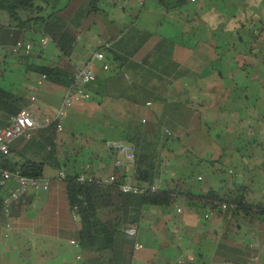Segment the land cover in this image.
<instances>
[{
  "label": "crops",
  "instance_id": "1",
  "mask_svg": "<svg viewBox=\"0 0 264 264\" xmlns=\"http://www.w3.org/2000/svg\"><path fill=\"white\" fill-rule=\"evenodd\" d=\"M165 1L100 0V13L81 20L87 28L76 34L73 63L87 64L95 78L122 75L124 87L76 102L57 131V154L87 174H111L117 155L108 145L124 139L138 116L161 139L166 129L175 135L160 149L154 184L182 179L198 191L233 178L246 187V197L264 201V0ZM62 7L71 21L80 4L62 0ZM48 43L37 47L36 57L54 63L57 50ZM95 51L125 60L105 71L92 58ZM9 52L5 60L0 55V80L28 98L37 73L16 66ZM66 88L42 82L38 107L55 112ZM160 120L169 124L159 129ZM42 176L50 181L48 190L27 192L11 205L10 219L0 217V264L88 263L96 255L71 243L80 222L58 170L45 165ZM204 214L203 206L182 200L141 206L139 218L126 224L137 228L135 236L127 235L133 241L125 247L129 264H264V218L239 217L231 227L221 213Z\"/></svg>",
  "mask_w": 264,
  "mask_h": 264
},
{
  "label": "trees",
  "instance_id": "2",
  "mask_svg": "<svg viewBox=\"0 0 264 264\" xmlns=\"http://www.w3.org/2000/svg\"><path fill=\"white\" fill-rule=\"evenodd\" d=\"M61 1L0 0V10L5 11L9 19L6 25L0 24V45L12 46L21 36L24 40L32 41L35 40L34 34L49 37V42L57 50L54 63L25 56L21 51L9 53L14 56L15 65L22 67L24 72L45 74L48 82L68 87L74 83L78 70L71 58L76 34L87 28L81 20L90 18L101 10L100 0H85L86 4L80 5L76 16L69 21L65 7L60 8ZM66 1L69 2V6L76 2V0ZM184 2L185 0H167L165 5L177 6ZM7 51H9L8 48ZM111 53L108 62L115 70L119 68L115 62L125 59L115 52ZM5 54L0 51L3 59ZM122 79V75L119 76L117 73L114 78L98 76L87 83L85 88L91 93V99L97 100L98 96L110 94L111 86L121 88L120 92H122V85L124 87ZM144 100L143 96L142 103ZM28 102L17 86L0 80V129L8 124L11 116L27 106ZM182 107L184 106L177 108ZM165 115H167V109ZM168 124L169 122L160 120L158 127L160 129L162 125ZM146 125L147 123H143L138 116L135 120H130L123 140L135 146L133 179L138 184L144 183L150 187L154 185L159 175L157 166L160 149L168 137L175 139V135L172 130L166 129L169 134L165 131L166 135L161 139L159 131L150 133ZM56 138V122L33 131L29 138L19 137L10 144L8 153L0 155V166L30 177L42 176L45 165L64 172L62 181L66 199L69 207L75 209L80 222L76 241L82 250L96 255L89 258L86 264H129L131 253H125V250L127 251L125 247L130 249L133 241L127 237L124 229L128 227L126 224H133L139 218V210L143 205L164 206L182 200L204 208L210 207L216 213H221L225 223L231 227L236 226L239 217L264 218V201L246 197L244 195L246 187L237 184L233 178L225 180L224 185L217 189L207 188L195 191L185 185L184 180L178 179L173 186L169 184L155 190L148 188L143 193L135 194L120 191L117 183L100 184L78 181L77 174L80 167L59 158L55 145ZM229 173H232V170H229ZM231 186L234 193L230 191ZM4 197L5 189L0 187V217L4 215ZM223 203L227 205V208L222 212L220 205ZM10 217H12L11 214Z\"/></svg>",
  "mask_w": 264,
  "mask_h": 264
},
{
  "label": "built area",
  "instance_id": "3",
  "mask_svg": "<svg viewBox=\"0 0 264 264\" xmlns=\"http://www.w3.org/2000/svg\"><path fill=\"white\" fill-rule=\"evenodd\" d=\"M50 38L42 36L39 41L18 39L12 46L5 47L0 45V51L6 53L7 48L11 52L21 51L25 56L37 59V47L43 48ZM92 58L100 62L103 70L111 71V66L103 52L95 51ZM114 70V69H113ZM95 79V73L87 64L78 68L75 74V81L66 88L61 103L55 112H45L40 109L36 103V89L46 80L45 74L37 73L34 83L29 88L28 105L21 108L15 115L11 116L8 124L0 129V155L8 153L10 144L17 138H29L33 131L45 128L52 122H56L57 131L62 130L63 122L69 110L76 102L87 101L91 99V93L85 88V85ZM168 134L169 131L165 130ZM109 148L116 152L117 157L114 160L116 170L111 174L97 173L86 174L84 169L80 168L77 174V180L84 182H96L100 184L117 183L120 191L124 193H143L146 189H158L159 185L154 184L150 187L145 184H138L132 177L133 167L135 163V146L125 140H112ZM131 169V174H125V168ZM65 176L62 170L58 171V178ZM121 178V181L119 182ZM49 179L44 176L30 177L20 174L18 171H9L0 166V187L5 189V197L3 199V212L7 219H10V207L17 202L24 194L29 191L49 189ZM227 208L225 203L220 205L223 212ZM180 211V208H177ZM216 214L210 207L205 208L204 218L207 219ZM73 218L79 220L75 209H72ZM125 234L135 236L137 234L136 226L126 227ZM75 246L78 242L72 240ZM135 247H140L135 244ZM181 261L178 262L180 264Z\"/></svg>",
  "mask_w": 264,
  "mask_h": 264
},
{
  "label": "rangeland",
  "instance_id": "4",
  "mask_svg": "<svg viewBox=\"0 0 264 264\" xmlns=\"http://www.w3.org/2000/svg\"><path fill=\"white\" fill-rule=\"evenodd\" d=\"M76 1H78L80 5L86 4L85 0H76ZM8 20L9 19H8L7 13L3 10H0V24L6 25L8 23ZM48 46L53 47V44L51 42H49ZM223 175H225V177H230L227 174H223ZM181 206H182V204H181Z\"/></svg>",
  "mask_w": 264,
  "mask_h": 264
}]
</instances>
